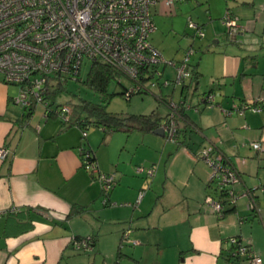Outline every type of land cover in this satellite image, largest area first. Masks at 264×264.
<instances>
[{"label": "crops", "instance_id": "0c3cea01", "mask_svg": "<svg viewBox=\"0 0 264 264\" xmlns=\"http://www.w3.org/2000/svg\"><path fill=\"white\" fill-rule=\"evenodd\" d=\"M227 9L242 26L236 41H230L221 21ZM193 17L214 43L223 38L233 45L211 49L205 43L192 58L197 79L185 96L191 93L196 99L210 90L221 95L216 106L189 117L193 126L186 125L174 149L172 142L151 138L158 136L154 132H87L83 137L81 127L63 122L53 105L48 112L40 103L18 105L17 86L0 75V148L8 150L0 158V264H69L77 253L73 238L86 236L94 238L93 251L100 253L101 238H111L117 251L123 242L138 245L136 252H154L156 259L170 248L168 261L158 264H227L226 240L237 237L264 264V193L254 191L252 208L250 197L239 195L235 204H223L216 212L212 201L223 199L220 187L211 182V168L199 156L210 146L223 154L239 173L236 192L255 190L264 182V103L243 116L223 113L232 103L264 98V0H186L171 7L158 0L150 40L166 60L179 61L192 46L184 26ZM163 73L173 78L174 67L166 64ZM256 141L259 150L250 145ZM204 143L208 145L202 148ZM81 148L94 152L100 171L114 173L107 195L83 166ZM138 166L152 167L154 174H138ZM182 226L188 229L183 242L176 235ZM104 254L101 264L115 261Z\"/></svg>", "mask_w": 264, "mask_h": 264}, {"label": "built area", "instance_id": "2783aa9c", "mask_svg": "<svg viewBox=\"0 0 264 264\" xmlns=\"http://www.w3.org/2000/svg\"><path fill=\"white\" fill-rule=\"evenodd\" d=\"M186 0H163L166 7ZM158 0H0V75L4 82L17 86L14 101L24 108L34 104H43L48 112L47 81L49 76L56 77L52 82H66L75 79L81 66L86 62H102L113 67L120 76L130 81L129 87L123 88V97L127 100L135 94L149 93L151 88L158 90L156 98L163 90L172 87L174 91L192 81L191 56L193 46L186 48L183 57L177 61L166 60L160 50L151 43V34L155 30L153 8ZM230 41H236L242 26L237 16L228 9L221 18ZM187 26L195 37H203L202 27L188 19ZM170 64L175 75L164 77L163 67ZM216 91L207 92L199 97L195 106L186 103L184 97L178 101L171 98L168 112L159 128L169 142H177V129L180 126V106L186 110L199 112L216 106ZM264 103V98L249 102L232 103L224 109L225 115L244 112H257ZM53 110L65 123L70 120V106L55 104ZM87 128L82 130L86 137ZM251 147L259 150L261 144L252 142ZM8 150L0 148V158L7 156ZM91 150L81 148L83 166L94 174L101 185L102 193L107 195L114 187V173L99 170L96 161H91ZM199 156L211 168V180L226 186L230 204H235L237 197H250L249 208L254 205V191L264 193V182L255 190L245 189L236 192L240 183L236 168L228 165L223 154L215 152L213 147L203 148ZM154 168L138 166V174L152 176ZM212 201V198L208 199ZM105 201V199H104ZM214 210L221 212L220 201H212ZM125 237V238H124ZM123 240L126 239L125 234ZM76 252H88L93 249L90 236L76 237L72 240ZM227 264H238L242 256L244 264H262L260 256L251 251L250 246L237 237L226 240Z\"/></svg>", "mask_w": 264, "mask_h": 264}, {"label": "rangeland", "instance_id": "374dc122", "mask_svg": "<svg viewBox=\"0 0 264 264\" xmlns=\"http://www.w3.org/2000/svg\"><path fill=\"white\" fill-rule=\"evenodd\" d=\"M201 19V18H199ZM192 21H197L198 23H200V21H198V19L196 17L192 18ZM184 30L187 33L186 38H188L189 40V44H192L193 48L196 50V52L191 56V59L193 58V61L197 59L198 57V53L200 51L203 50V48H201L205 43L208 44V47H210L211 49L214 48H221L222 45L226 44V45H233L230 42H225V40H223V38H220L218 43H214L213 40L214 38L211 37L212 35H210L208 33V31H206V29L203 28V32L206 35L205 38L201 37H195L193 35V30L190 29L187 25L184 26ZM160 31V30H159ZM158 33L156 34L157 37ZM176 34L173 33V38ZM159 36V35H158ZM170 39L168 38V42H169V49H170V54L173 52V45H174V41L172 42ZM189 44H187L186 46H188ZM185 46V47H186ZM186 50V49H185ZM182 54V57L184 55V52ZM195 55V56H194ZM181 57V58H182ZM90 61H86L80 69L79 74L76 76L75 79H69L66 82L63 83V87L65 88V91H63L57 98L56 103L57 104H68V103H79L82 101H90V102H96V103H104L106 104L107 107V111L112 112V113H149L151 112V110H155L156 113L158 115H163L165 112V107L163 106V104H161L155 95L158 94V90H156L155 88H151L149 91V93H141V94H135L133 96H131V98L129 100H127L125 97H123L122 94V86L124 87H129L130 86V81L125 77V76H120L121 78V82H122V86L120 84L117 83L116 80H113L109 87H108V92L112 93L113 95L111 96L108 104L107 102H103V100L101 99L100 95L94 93L93 91H91V89L87 88L83 83H80V80H84L85 76L89 70L90 67ZM79 79V80H77ZM194 86V82H192L191 87L189 88L190 91L192 90ZM172 90V87H168L166 89L163 90V94L165 95H169L170 91ZM189 91V92H190ZM217 95V99L220 97L221 94H219L220 92L216 90ZM175 94V95H174ZM172 97H167L165 96L168 100L170 98H173L174 101H178L180 99V97L178 96L179 91L176 90L174 92ZM191 93L187 94L186 97V103H188L191 99ZM197 98V97H196ZM192 103H195L196 99H191ZM187 114L189 117L193 118L194 116H196V113L194 112L193 109H190L187 111ZM102 128H97L95 126H93L92 124H89V127L87 128V132H89V134H104L102 131ZM111 134V133H109ZM108 134V135H109ZM135 135H131V140L135 141V137L133 136H137V133H134ZM115 136H120L121 138H124L126 135L124 134H119L116 133ZM151 138H159V140L162 141V144H171L169 143V141H167L165 139V137L163 136H153L150 135ZM117 138V137H116ZM183 135L181 136L180 140H183ZM193 139H198L197 136H193ZM187 139V138H185ZM168 142V143H167ZM175 144H177V142H173L172 146L174 149ZM208 145V143H204L202 148ZM201 148V149H202ZM146 149L142 148V151H145ZM167 151V150H166ZM138 152L140 153V149L138 150ZM146 152V151H145ZM166 157V155L164 156V158ZM163 158V159H164ZM163 168V163L160 165L159 170L161 171ZM257 194H260L257 191ZM188 229L187 226H182L179 227L177 230V238L179 240H181L182 242L186 240V235H187ZM98 246L103 249V251L98 252V251H93V249L91 251L88 252H80V253H75L72 255V259L70 260L69 264H101L102 262V255L104 254L106 257H109L111 259H113L114 257L116 258V260H118L117 264H137L136 261H139L140 264H158L162 261V259L165 262L168 261L169 255H170V248H164V254L163 256H161V254L159 255L160 259H156L157 254L152 252V253H148V252H136L135 248L138 247V245H132V244H128V243H122L121 247L119 248L120 250V254L118 256V251L116 248V244L114 243L113 240H111V238H101V240L98 241ZM118 247V246H117ZM153 250V249H152ZM115 261L113 260V262H109V264H115ZM65 264V263H63ZM68 264V263H66Z\"/></svg>", "mask_w": 264, "mask_h": 264}, {"label": "trees", "instance_id": "16d2710c", "mask_svg": "<svg viewBox=\"0 0 264 264\" xmlns=\"http://www.w3.org/2000/svg\"><path fill=\"white\" fill-rule=\"evenodd\" d=\"M192 81L195 82L197 79V72L195 70V65L192 64ZM119 76V73L111 66L102 63V62H92L90 64L89 70L85 76L84 80H80V83H83L87 88L91 89L94 93L100 95L103 102H109L112 93L108 92V87L110 83L113 80L117 81V78ZM52 79L55 80L56 77L49 76V80L47 81V96L46 98L49 100V105H53L54 107L57 106L55 104L58 96L65 91V88L63 87L64 82H52ZM79 80V79H77ZM67 81V80H66ZM190 82V84L192 83ZM190 84H186L183 87H181L179 90L180 94H182V97L186 99V96L184 94L185 89H188ZM122 86V83H121ZM124 88V86H122ZM214 90H210L207 92H213ZM174 90L172 89L170 91L169 95H165L163 93H160V96L157 98V100L163 104L166 107V113L165 115L159 116L155 110H152L149 113H112L107 111L106 104L104 103H96V102H90V101H82L79 103H68L70 106V120L68 123L78 125L81 127V129H86L89 127V124H92L93 126L97 128H102V131L104 133V136H107L109 133L113 132H123V133H129L131 131L137 130L140 132H154L157 130L162 123V121L166 118L167 112H168V102L171 99H167V97H172L174 94ZM201 93L198 94L195 103H192V106H195L199 100V97H201L203 94L207 93ZM123 94V90L122 93ZM190 103L192 100L190 99ZM218 104V101L216 105ZM190 110V109H189ZM203 109H200L202 111ZM186 109L180 106L179 108V115L181 122L179 123L180 126L177 129V142L180 141L181 133H183L186 130V125L193 126L191 120L189 119V116L187 114ZM195 112V113H199ZM195 127V126H194ZM196 131L197 128L195 127ZM92 154L90 156L91 161H95V154L93 151H91ZM212 183H215L218 185L216 181L211 180ZM220 187V196L223 198L220 200V202L223 204H228L229 206H232L233 204H230V198L229 195L226 193V186L225 185H218ZM236 191V190H235ZM224 206V205H223ZM78 210H81V208H78ZM224 212V211H223ZM92 238V237H91ZM94 242V238H92ZM121 244V242H120ZM120 254V250H118V256Z\"/></svg>", "mask_w": 264, "mask_h": 264}, {"label": "water", "instance_id": "95a60500", "mask_svg": "<svg viewBox=\"0 0 264 264\" xmlns=\"http://www.w3.org/2000/svg\"><path fill=\"white\" fill-rule=\"evenodd\" d=\"M155 134H158V135H163V132L160 128H158L157 130L154 131Z\"/></svg>", "mask_w": 264, "mask_h": 264}]
</instances>
